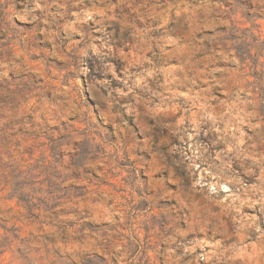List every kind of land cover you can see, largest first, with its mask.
<instances>
[{
    "label": "rangeland",
    "instance_id": "rangeland-1",
    "mask_svg": "<svg viewBox=\"0 0 264 264\" xmlns=\"http://www.w3.org/2000/svg\"><path fill=\"white\" fill-rule=\"evenodd\" d=\"M22 1L0 264H264V0Z\"/></svg>",
    "mask_w": 264,
    "mask_h": 264
},
{
    "label": "trees",
    "instance_id": "trees-1",
    "mask_svg": "<svg viewBox=\"0 0 264 264\" xmlns=\"http://www.w3.org/2000/svg\"><path fill=\"white\" fill-rule=\"evenodd\" d=\"M17 2H18V3H21V2H23V1H22V0H17ZM19 5H20V4H19ZM26 202H27V205L29 206L30 203H29L28 201H26ZM31 217H33V218H37V216L34 215V214H32V213H31Z\"/></svg>",
    "mask_w": 264,
    "mask_h": 264
}]
</instances>
